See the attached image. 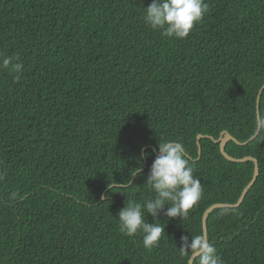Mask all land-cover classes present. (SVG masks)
Returning <instances> with one entry per match:
<instances>
[{
    "label": "trees",
    "instance_id": "16d2710c",
    "mask_svg": "<svg viewBox=\"0 0 264 264\" xmlns=\"http://www.w3.org/2000/svg\"><path fill=\"white\" fill-rule=\"evenodd\" d=\"M151 2L0 0V57L24 65L19 81L0 69V264H184L181 237L204 235L205 210L252 179L253 161L208 137L199 151L197 136L256 132L264 0H207L183 39L146 24ZM160 139L183 143L203 193L186 218L162 211L165 233L146 249L117 216L155 195L144 183ZM225 151L256 158L259 174L239 206L210 212L207 239L225 264H264V125ZM137 167L130 187L108 188Z\"/></svg>",
    "mask_w": 264,
    "mask_h": 264
},
{
    "label": "clouds",
    "instance_id": "9594fccd",
    "mask_svg": "<svg viewBox=\"0 0 264 264\" xmlns=\"http://www.w3.org/2000/svg\"><path fill=\"white\" fill-rule=\"evenodd\" d=\"M207 0H152L145 7L144 20L153 30H161L167 37L183 39L189 36L196 23L201 21L209 12ZM19 54L0 57V69L15 73L13 79L19 81L24 69ZM257 125H264V115L256 121ZM186 150L179 139H160L158 153L153 160L146 182L149 190L155 195L145 199L142 203L127 199L126 205L118 212L119 230L122 234L133 237L143 234V246L153 249L159 246L160 239L165 233V225L155 223L163 211L168 218H186L188 211L201 199L203 185L200 177L194 175L195 165L186 156ZM130 177L123 182L108 184L112 192L114 189L130 187L137 175H142L141 167L133 168ZM5 177L0 172V180ZM17 193L11 194L16 199ZM107 200V196L104 197ZM169 205L165 210V205ZM146 214L153 217L154 222L146 220ZM179 255L184 264H192L193 257L196 264H225L215 244L203 234L181 237Z\"/></svg>",
    "mask_w": 264,
    "mask_h": 264
},
{
    "label": "water",
    "instance_id": "95a60500",
    "mask_svg": "<svg viewBox=\"0 0 264 264\" xmlns=\"http://www.w3.org/2000/svg\"><path fill=\"white\" fill-rule=\"evenodd\" d=\"M264 90V84L263 86L260 88L259 92H258V96H257V115H258V119L260 118L259 117V108H258V103L260 102V98H261V94H262V91ZM260 129H261V125H257V129H256V132L255 134L250 137L247 141L245 142H240L238 141L234 136H232L229 132L227 131H224L221 133V135L219 136L218 139H215L213 136H210V135H202V134H199L197 136V139H198V147H199V151L201 150V145H200V139L202 137H208V138H211L212 140H214V142L216 143H219V146H220V151L221 153L223 154V156L230 160V161H234V162H246V161H253L254 162V172H253V176H252V179L250 180V182L246 185V187L243 189L238 201L236 203H215L213 205H211L210 207H208L204 214H203V219H202V224H203V230H204V236L207 238V218L210 214V212L215 209V208H218V207H237L239 206L246 194L248 193V191L251 189V187L253 186V184L255 183L257 177H258V174H259V164H258V160L252 156H244L242 158H235L231 155H229L226 151H225V148H226V144L229 142V141H234L235 143L239 144V145H246L248 142H250L251 140H253L260 132ZM195 257H193V261H194ZM193 264V262H192Z\"/></svg>",
    "mask_w": 264,
    "mask_h": 264
}]
</instances>
